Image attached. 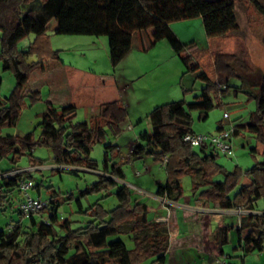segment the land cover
Segmentation results:
<instances>
[{
	"label": "trees",
	"instance_id": "obj_1",
	"mask_svg": "<svg viewBox=\"0 0 264 264\" xmlns=\"http://www.w3.org/2000/svg\"><path fill=\"white\" fill-rule=\"evenodd\" d=\"M236 1L250 3L264 18V0H0V61L3 70L12 72L16 81L9 99H0V161L10 156L14 161L16 156L30 154L35 146H44L52 151L55 165L100 172V180L84 192L98 193L113 188L112 195L118 203L113 209L106 210L97 201L83 210L77 200L79 211L89 221L83 227L72 229L68 219L58 220V202L50 196L45 208L48 220L37 221V214L25 216L18 209L19 182L32 181L30 172L21 171L19 167H0V210L10 209L19 215L14 225H8V231H0V264H141L147 260L148 264H165L168 250L169 234L165 223L150 221L146 204L136 201L128 186L114 180L124 179L122 165L115 162L118 146L109 144L105 147L101 169L90 159L92 146L103 143L108 134L118 135L127 120V110L120 101L101 104L95 115L80 123H73L74 106H55L46 102L45 111L32 131L22 137L3 133L4 128L16 125L25 96L33 101L39 99L38 90L26 93L30 74L36 69H44L45 60L40 56L39 60H33V55L39 53L50 60H59L58 54L45 47L44 38L51 21L56 24V34L106 36L112 68L129 52L136 34L151 31L148 48L166 41L180 58L183 75H194L202 88L191 102L181 99L165 103L148 113L151 133L147 139L144 134L139 135L146 140L143 148L152 149L149 153L164 167L167 186L178 195L181 192L179 179L200 173L209 180L200 197L220 208L254 210L256 202L264 200V160L244 171L238 167L228 171L217 162L219 152L213 147H201L198 151L183 141L186 134H194L191 114L197 111L199 119H206L211 110L221 105L217 94L226 91L228 86L218 87L200 71L193 58L185 55L192 44L183 45L169 25L199 17L207 38L237 35ZM30 34L35 36L32 47L26 51L17 50V43ZM214 69L216 75L224 74L227 78L241 76L244 85L251 90L249 96L257 104L245 123L226 129L231 131L232 138L245 131L264 147V71L258 73V79H250L249 68L236 54L216 55ZM224 128L220 126L217 130ZM36 165H40L39 162ZM13 172L16 173L7 175ZM218 176L222 181L214 180ZM242 176L249 184H239ZM35 188L39 193V186ZM163 190L164 186L159 184L156 195L162 196ZM25 218L29 219L30 227L23 226ZM126 225L133 234L131 249L122 240H109L120 235ZM220 231L217 247L223 256L226 229ZM236 234L234 251L242 250L245 255L264 251V214L242 216Z\"/></svg>",
	"mask_w": 264,
	"mask_h": 264
},
{
	"label": "rangeland",
	"instance_id": "obj_2",
	"mask_svg": "<svg viewBox=\"0 0 264 264\" xmlns=\"http://www.w3.org/2000/svg\"><path fill=\"white\" fill-rule=\"evenodd\" d=\"M235 10L239 24V32L237 35L230 34L225 37L213 38L214 41L212 40L211 44L214 45L215 49L212 54L207 51L201 54L198 52L185 53V55L187 54V56L193 58V62L198 65L200 71L212 77L214 82L217 81L218 87L222 88L224 85L228 86L226 91L217 94V100L221 102V105L211 110L206 119H199V112L197 111L191 114V129L195 135H214L217 133L216 128L218 123L221 122L228 128L232 120L239 116H247L251 111L256 109V100L249 96L248 91L251 90L244 85L241 76H231L227 78L226 75L222 74L214 78L215 56L219 54H229L232 50L235 51L234 54L238 55L249 68L250 73L247 74H249L250 79H252L251 77L258 79V73L264 71V18H262L253 6L246 1H236ZM181 21L172 23H180L181 31H179V35L183 39L182 42H184L185 45H196L199 50L204 49L207 43V37L203 28L202 19L194 18L185 20L184 22ZM55 26L56 24L54 21L49 23V31L46 33L47 36L44 39L45 47L49 51L58 54L59 60H50L49 57L40 55L39 53L33 55V60H39V56L45 60L43 64L44 69H36L30 74L26 93L30 94V92L38 90L40 92L39 99L33 101L29 96H25L22 99V106L18 114L16 125L14 127L4 128V134L22 137L37 126L41 114L45 111L46 99L49 96L50 90L52 89L59 93L60 89H62L55 75H58L60 83L64 85L67 83L65 79L66 75H64L63 71L53 69V66L55 67L56 64L61 65L62 62L89 71H94L97 73V76L103 80L106 76L110 78L114 76L117 78L119 76L130 78L134 80L133 83L139 96L146 99L151 98V96L156 97L158 95H164L166 92L162 91L163 89H167L166 91H171L172 93V90H169L170 86L175 80H179V77L174 73L173 60L169 58L168 53L161 50V47L149 50L150 48L146 45V49H142L141 43L136 36L132 39V46L128 54H126L116 67L112 68L108 57L106 36L95 37L56 34L54 29H52ZM34 39L35 36L33 34L26 36L17 43V50H28L32 47L31 45ZM193 42H195V45H193ZM164 43V45H168L166 41H164ZM176 59L181 63L178 56ZM239 72L242 73V71ZM191 75L190 73L184 75L185 77L187 76V79L184 80V84L188 86V91L183 92L184 94L181 93L179 99L176 100L184 99L186 102H191L193 97L199 94L202 86L199 80ZM15 85L16 81L12 72L8 70L4 71L0 61V99L2 101H7L9 99ZM100 85L101 81H99L98 87ZM101 88L103 87L100 86V89L95 91H91L90 89V93L92 92V94L97 96L109 94L108 91L106 92ZM159 89H161V92L158 91ZM165 95H167V93ZM55 96H57V94H55ZM76 113L77 115L74 117L73 123L86 121L83 107L76 111ZM140 131L148 134L151 133V125L148 119L145 118L143 122L139 123L137 132ZM38 133L39 130L36 129L35 134L38 135ZM118 137V135L112 136L108 134L107 139L103 143H96L92 146L90 159L97 162L99 169L102 168L105 147L109 144H119V160H129L133 157L131 156V149L126 143L127 141L122 140L124 138H121V136ZM161 144L165 145L164 142ZM254 146L257 148V152L251 154L250 148ZM151 150V148H147L148 152H151ZM196 150L199 151V148L196 147ZM261 150V144L257 143L253 138L244 140L242 137H233L231 140V150L226 154L219 153L217 162L228 171H232L236 167L244 171L264 160L260 155ZM143 155L144 159L148 157L145 153ZM11 159L12 156L1 160V169L19 167L21 171H29L34 184V187L29 191L30 195L39 198L43 202H49L50 196L55 197L58 202V220L61 222L64 219H68L72 229L83 227L85 223L89 221V218L79 211L77 200L80 201L83 210L96 204L97 201V203L106 210H111L118 204L115 196L112 195L114 192L113 188H111V191L108 189L98 193L84 192L92 184L100 180L102 176L101 173L89 172L78 167L55 165L52 151L49 148L35 146L30 154L26 153L16 156L14 161ZM134 161L137 162L138 170L141 175L136 176L130 163L124 162L123 169L125 179L114 180L119 185L128 186L132 191L134 199L138 198V200H142V202L148 204L154 211L158 207V204L152 201V199H154L153 193L156 190L154 176H159L157 169L161 170V164L155 162V165L150 158L143 161L134 159ZM38 162L40 165H36ZM145 167L147 169L153 167V169L152 171L145 172L143 170ZM246 183L247 179L242 176L239 180V184L242 185ZM187 185V180L184 179V186L187 187ZM35 186H39V193ZM20 197L21 195H19V198ZM259 205L264 206V200H259ZM43 211H45V209L41 210L40 213ZM38 213L36 215L37 221L42 220L45 222L46 219L48 220L46 211L42 213L43 217L38 215ZM235 213H238V211ZM168 215L169 213H166L165 217H168ZM160 217L164 218L162 216ZM18 220L19 215L16 212H12L10 209L0 210V231H8V225H14ZM165 224H168V222ZM23 226L30 227L28 218L23 219ZM129 227V225L124 226L120 235L110 237L109 240H122L127 248L131 249L133 246V234L129 231ZM224 249L229 252L230 246H226ZM186 254H190V252ZM255 255L256 253H252L246 256V264H258ZM231 260L233 263L239 264L238 257H232ZM148 262L147 260L141 264H148ZM166 264H176V259L169 256Z\"/></svg>",
	"mask_w": 264,
	"mask_h": 264
},
{
	"label": "crops",
	"instance_id": "obj_3",
	"mask_svg": "<svg viewBox=\"0 0 264 264\" xmlns=\"http://www.w3.org/2000/svg\"><path fill=\"white\" fill-rule=\"evenodd\" d=\"M184 21L185 20L181 22ZM169 26L179 41L185 45L184 42H182L183 39L179 35V31H181L180 23H170ZM52 29H55V27ZM135 36L138 38L141 46L143 47L148 45L151 37V31L147 30L145 33H138ZM212 40L214 41L213 38H207V43L204 49L201 50H199V48L196 47L195 42H193V45L195 46L188 48L186 52H198L201 54L204 51H207L212 54L215 49L214 45L211 44ZM164 44V41H159L149 50H154L155 48L161 47V50L166 51L169 55V58L173 60V66L175 69L174 73L177 75V77H179V80H175V82H173V84L170 86L169 90H172V93L171 91H166L167 89H163L162 91L166 92L167 95H165V93L164 95H158L156 97L151 96L149 99L139 96L133 83L134 80L130 78L122 76H119L118 78L116 76L110 78L109 76H106V78L103 80L100 79V77H98L97 73L94 71H89L72 64H66L65 62H62L61 65L56 64L55 67L53 66V69H59L63 71L64 75H66L65 79L67 80V83L66 85L60 83L58 75H55L57 82L60 84V87L63 90L60 89L58 93L57 91L51 89L46 102L55 106L72 105L76 108V111L83 107L86 121L91 116L96 114L98 107L103 103L118 100L123 104L124 108L127 110L128 118L121 125V131L119 132L118 136L124 138L122 140L127 141L126 143L131 149V156L133 157H131L129 160H119L118 156L116 157L115 162L122 165V169L124 162L130 163V166L134 170L136 176L141 175V173L139 172L137 162H135L134 159L143 161L145 159L147 160V158H150L154 164L156 162L153 159L152 154L143 148L146 140L139 138V135L144 134L147 139L150 134L141 131L137 132V129H139V123L143 122L145 118L148 119L147 115L154 107L177 101L176 99H179L181 93L188 91V86L184 84V80L187 79V76L185 77L183 75L184 68L182 64L178 59H176L177 55L173 52L169 45H167V47ZM234 52L235 51L232 50L229 54H234ZM205 75L209 80L214 82L212 77L208 76L206 73ZM214 76V78H217L215 72ZM99 81H101L100 86L103 87L101 89L106 92L108 91V95L97 96L92 94V92L90 93V89L91 91L100 89V86L98 87ZM215 83L217 84V81H215ZM200 85L202 86V83H200ZM158 91L161 92V89ZM55 94H57V96H55ZM249 114L244 117L239 116L232 120L229 127H231V125L245 123ZM220 126L225 127V125L220 122L218 123L216 130ZM126 131L130 132L127 133ZM241 137L244 140L249 138L252 139V136L245 131L241 132L237 138ZM116 145L118 146L120 153L119 144L116 143ZM251 149H254V151H251ZM262 150H264V147H262ZM262 150L260 152L261 156ZM250 151L251 154L256 153L257 148L254 146L250 148ZM144 153L148 156L145 159L143 157ZM152 169L153 167L150 169L145 167L143 170L148 172L152 171ZM157 170L159 172V176H154L155 186L156 190L159 184L164 186L163 195H156V190L153 193L154 199H152V201L158 204L156 210L153 211L148 204H145L149 212L148 218L150 221H156V219L161 218L160 216L165 217L166 213H169L168 224H165L168 228L169 234V244L168 250L166 252L165 264L169 256H172L176 259V264H213L218 258H225L230 264H235L231 260L232 257H238L239 264H246V256L251 255L252 253L245 255L242 250L234 251L237 245L236 229L239 226L240 218L242 216L262 215L264 214V206L259 205V201H257L254 210L220 208L217 204L211 203L200 197V192L208 187L209 182V180L204 179L200 173L184 175L182 178H180L179 183L181 192L178 195L177 192H173L171 187L167 186V175L165 173L164 167L161 165V170ZM184 179L187 180V187L184 186ZM214 180L222 181V177H215ZM247 184H249L248 179L247 183L242 185ZM136 201L142 202V200H138V198ZM237 211L238 213H235ZM220 229H226L227 240L225 244L222 245V251L224 254L223 256L218 253L217 247V243L220 240ZM226 246H230L229 252L228 250L224 249ZM187 252H190V254H186ZM253 253H256L255 258L257 263L264 264V251Z\"/></svg>",
	"mask_w": 264,
	"mask_h": 264
},
{
	"label": "built area",
	"instance_id": "obj_4",
	"mask_svg": "<svg viewBox=\"0 0 264 264\" xmlns=\"http://www.w3.org/2000/svg\"><path fill=\"white\" fill-rule=\"evenodd\" d=\"M231 131L224 128L217 130V133L210 136L186 134L183 137V141L189 144L191 147H206L211 146L219 153H228L231 150ZM16 172L9 173L7 175H13ZM33 181L24 180L19 182L18 189L21 193V199L18 203L19 211L25 216L31 214H37L41 210L46 208L47 203L43 202L39 198L32 197L30 190L33 188ZM155 222L167 223L168 217L158 218ZM213 264H230L225 258H218Z\"/></svg>",
	"mask_w": 264,
	"mask_h": 264
}]
</instances>
